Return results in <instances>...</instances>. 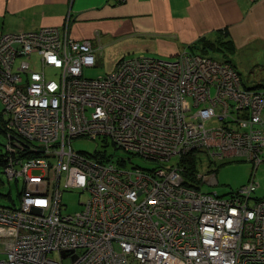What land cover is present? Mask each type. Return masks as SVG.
<instances>
[{
    "label": "built area",
    "instance_id": "built-area-1",
    "mask_svg": "<svg viewBox=\"0 0 264 264\" xmlns=\"http://www.w3.org/2000/svg\"><path fill=\"white\" fill-rule=\"evenodd\" d=\"M67 32L0 34L5 174L22 181L20 205L0 206V264H264L255 174L219 195L203 190L218 186L215 174L187 179L182 165L206 155L256 169L264 91L247 88L233 64L190 50L123 58L112 74L89 79L84 69L98 54ZM98 138L157 168L124 171L126 158L73 147ZM175 157L178 165L165 167ZM73 191L85 197L83 209L63 214V196Z\"/></svg>",
    "mask_w": 264,
    "mask_h": 264
},
{
    "label": "crops",
    "instance_id": "crops-1",
    "mask_svg": "<svg viewBox=\"0 0 264 264\" xmlns=\"http://www.w3.org/2000/svg\"><path fill=\"white\" fill-rule=\"evenodd\" d=\"M52 27L97 54L171 59L210 45L264 58V0H0V34ZM125 56V57H123Z\"/></svg>",
    "mask_w": 264,
    "mask_h": 264
},
{
    "label": "rangeland",
    "instance_id": "rangeland-1",
    "mask_svg": "<svg viewBox=\"0 0 264 264\" xmlns=\"http://www.w3.org/2000/svg\"><path fill=\"white\" fill-rule=\"evenodd\" d=\"M116 51H107L105 55H98L97 65L94 67H87L84 69V76L89 79H96L98 77L112 74L117 67L118 62L122 59L119 57L120 50L117 47ZM196 53L209 56L220 62H229L233 64L240 75L242 76L243 83L247 88L260 89L264 91V58L260 60H251L252 56L246 51L232 52L231 45L208 46L205 52L201 50ZM125 57V56H123ZM135 57V54H130L125 58ZM138 57V56H136ZM37 56L34 57V61ZM38 70L41 65L35 62L34 65ZM49 79L58 80L59 74L53 69L46 70ZM3 106L0 102V112ZM8 143L7 136L0 129V156L6 153V145ZM75 151L87 154H94L95 152H102L108 157H113L116 161L119 157L128 159L126 163V170L133 171L134 168H142L145 170H152L157 168L154 163L147 162L140 157L128 155L121 149H116L111 140H104L103 138L93 139H79L73 143ZM130 159V160H129ZM196 172L201 175L215 174L218 186L204 185L205 192H218L219 195H229L248 185L253 175L255 174L256 182L259 183V188L255 193L256 198H264V161L255 169L253 163L244 159L233 158L224 161H218L217 164L211 163L206 155L197 158ZM44 163H47L45 161ZM179 158L175 157L170 162H167L165 167L172 168L177 166ZM22 190V181L16 184L15 181L11 182L7 178L4 169L0 167V206L13 207L20 205V193ZM85 197L80 196L77 191L66 192L63 196V214H74L83 209L80 204ZM65 264H70L68 259Z\"/></svg>",
    "mask_w": 264,
    "mask_h": 264
},
{
    "label": "trees",
    "instance_id": "trees-1",
    "mask_svg": "<svg viewBox=\"0 0 264 264\" xmlns=\"http://www.w3.org/2000/svg\"><path fill=\"white\" fill-rule=\"evenodd\" d=\"M2 121H3V119L0 117V129L5 134V132H4V124H3ZM7 162H8V153L6 152L4 155L0 156V167H2L4 169V172H5L6 166L8 164ZM182 163H183L182 164L183 167L185 168V172H184L185 173V177L187 179L188 178L192 179L194 177L195 173H196V162H195L194 158H190V157L189 158H184V159H182ZM20 195H21V193H20ZM13 207H15V205Z\"/></svg>",
    "mask_w": 264,
    "mask_h": 264
}]
</instances>
